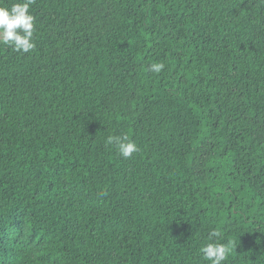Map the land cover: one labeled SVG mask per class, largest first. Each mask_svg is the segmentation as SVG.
<instances>
[{"label": "trees", "instance_id": "16d2710c", "mask_svg": "<svg viewBox=\"0 0 264 264\" xmlns=\"http://www.w3.org/2000/svg\"><path fill=\"white\" fill-rule=\"evenodd\" d=\"M30 11L35 48L0 44V264H209L212 230L264 264V0Z\"/></svg>", "mask_w": 264, "mask_h": 264}, {"label": "clouds", "instance_id": "9594fccd", "mask_svg": "<svg viewBox=\"0 0 264 264\" xmlns=\"http://www.w3.org/2000/svg\"><path fill=\"white\" fill-rule=\"evenodd\" d=\"M31 4L32 0H19L11 6L0 5V44L10 45L23 53H29L35 48V18L30 11ZM164 68V63L156 62L150 65L149 70L158 74ZM107 143L115 144L118 154L124 158L138 151L137 144L127 135L110 136ZM209 241L200 249L203 260L209 264H226L231 249L221 242V233L212 230Z\"/></svg>", "mask_w": 264, "mask_h": 264}]
</instances>
